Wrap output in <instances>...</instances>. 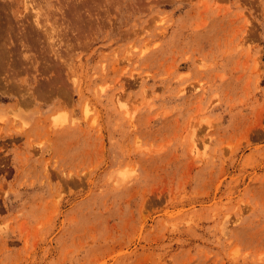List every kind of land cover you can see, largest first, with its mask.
<instances>
[{
  "label": "rangeland",
  "instance_id": "rangeland-1",
  "mask_svg": "<svg viewBox=\"0 0 264 264\" xmlns=\"http://www.w3.org/2000/svg\"><path fill=\"white\" fill-rule=\"evenodd\" d=\"M34 1L0 0V264H264V0Z\"/></svg>",
  "mask_w": 264,
  "mask_h": 264
},
{
  "label": "bare ground",
  "instance_id": "bare-ground-1",
  "mask_svg": "<svg viewBox=\"0 0 264 264\" xmlns=\"http://www.w3.org/2000/svg\"><path fill=\"white\" fill-rule=\"evenodd\" d=\"M23 1V6H24V10H26V7H27V9L29 8H31V10L33 9V13H34V16L35 17H37V14L39 13L38 12V10H37V8H35L33 5V3L35 2L34 0H33V2L31 1V0H22ZM37 5V4H36ZM40 6V5H39ZM41 7V6H40ZM40 7H39V9H40ZM38 12V13H37ZM38 20L37 19H34V24H37V23H39V22H37ZM41 24V23H40ZM38 27H40V26H38ZM57 28V27H56ZM54 30V29H53ZM19 31V30H18ZM54 32V31H53ZM8 33V32H7ZM24 35V34H23ZM8 39V38H7ZM7 39H5V40H7ZM20 43H22V42H20ZM6 44V43H5ZM7 46V45H6ZM29 49V48H28ZM7 60V59H6ZM5 60V61H6ZM4 65H6V64H4ZM8 67V66H7Z\"/></svg>",
  "mask_w": 264,
  "mask_h": 264
},
{
  "label": "clouds",
  "instance_id": "clouds-1",
  "mask_svg": "<svg viewBox=\"0 0 264 264\" xmlns=\"http://www.w3.org/2000/svg\"><path fill=\"white\" fill-rule=\"evenodd\" d=\"M116 175L119 177V179H120L121 181H127L128 179L134 177V176L136 175V173H135V172H132V173H130V175H126V174L124 173V171H120V172H117ZM106 179H107L108 181H112V180H113V176H112L111 174H109V175L106 177ZM117 186H119V185H117Z\"/></svg>",
  "mask_w": 264,
  "mask_h": 264
}]
</instances>
